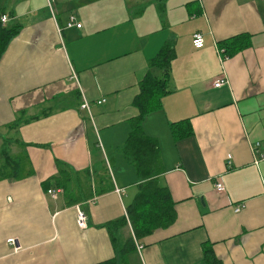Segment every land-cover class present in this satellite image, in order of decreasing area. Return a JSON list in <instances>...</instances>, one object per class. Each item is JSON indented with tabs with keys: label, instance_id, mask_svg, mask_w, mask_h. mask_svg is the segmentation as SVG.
Masks as SVG:
<instances>
[{
	"label": "crops",
	"instance_id": "obj_1",
	"mask_svg": "<svg viewBox=\"0 0 264 264\" xmlns=\"http://www.w3.org/2000/svg\"><path fill=\"white\" fill-rule=\"evenodd\" d=\"M4 3L12 13L6 24L21 29L0 60V139L27 157L32 174L0 182V264L119 263L132 229L128 223L116 231L114 248L107 225L127 219L140 184L121 149L139 115L133 101L140 81L148 71L161 73L148 61L167 42L176 51L168 93L142 128L158 142V181L176 220L142 239L129 264H201L207 244L222 264H264V0ZM69 17L81 28H68ZM196 32L204 39L198 50L191 43ZM242 34L250 44L226 55L224 42ZM217 78L226 84L214 88ZM83 100L92 122L79 108ZM180 121H189L192 134L175 139L172 124ZM95 139L114 190L72 206L63 192L48 196L56 187L42 183L58 163L75 179L93 174Z\"/></svg>",
	"mask_w": 264,
	"mask_h": 264
},
{
	"label": "trees",
	"instance_id": "obj_2",
	"mask_svg": "<svg viewBox=\"0 0 264 264\" xmlns=\"http://www.w3.org/2000/svg\"><path fill=\"white\" fill-rule=\"evenodd\" d=\"M4 1L0 0V60L10 42L21 29L19 24H2L1 18L12 14L7 11ZM249 40L250 36L246 34L227 40L224 42V48H226L224 53L231 56L233 53L241 51L250 44ZM175 57V44L165 43L158 54L148 61V68L150 70L158 69L161 72L160 75L156 77L148 71L138 85L139 94L134 98L133 105L138 109L139 115L129 121L131 132L121 150L136 169L140 184L131 203L126 206L127 219L122 218L107 225L114 248L117 240L116 231L127 226L128 223L131 226L133 237L130 235L119 250V263L113 258L102 264H129V256L136 251L135 243H139L157 229L168 228L176 220L175 204L168 189L161 186L158 181V175L162 169L158 142L154 138L148 137L142 128L144 117L159 110L162 97L168 93L167 82ZM18 121L19 118L11 127L18 125ZM171 129L175 139L188 137L192 134L189 121L174 123ZM11 146L13 144L9 140H3V145L0 148V182L8 179L21 180L32 174V171L25 169L26 166H29L27 157L23 153L10 152ZM24 147L23 144H18V148L23 149ZM91 149L94 158L97 159V164L92 170L93 174L86 170L78 174L75 179L74 174L65 164L58 163L57 173L42 183L43 188L47 190L51 183L56 188H60L64 193L67 206L77 205L82 201L91 200L95 195L100 196L113 191V182L96 139L91 142ZM92 176L94 179L93 190L91 187ZM72 182H75V186L69 190L68 184ZM201 264H222L216 258L211 245L204 246Z\"/></svg>",
	"mask_w": 264,
	"mask_h": 264
},
{
	"label": "built area",
	"instance_id": "obj_3",
	"mask_svg": "<svg viewBox=\"0 0 264 264\" xmlns=\"http://www.w3.org/2000/svg\"><path fill=\"white\" fill-rule=\"evenodd\" d=\"M7 20H8L7 17L6 16H3L1 18L2 24H6L7 23ZM67 27L68 28L75 27L77 29H80L81 28V24L80 23H77L76 20H75V18L69 17L68 22H67ZM191 43H192V46H193L194 49H197V50L198 49H202L204 47V39H203L202 34L199 33V32L194 33L193 36H192ZM72 78L75 81H77L75 75H73ZM224 84H226V81L224 79L217 78L215 80V82L213 83V86H214V88H220ZM102 102H104V100H102ZM99 103H101V101L98 102V104ZM79 108H80V110L85 111L88 114L89 119L92 122L91 111H90V104L86 100H83L82 103L80 104ZM215 190L218 193H223L225 191V187H224V185L221 182H217V183H215ZM116 191L117 192H120V190H118V189H116ZM62 192L63 191L61 189H58V188H50V189L47 190L46 193L51 198H55L56 196L62 194ZM241 209H242V206L236 207L235 208V212H240ZM77 221H78L79 226H81V227L85 223V215H84V213L81 210H79V208H78V211H77ZM9 243L15 247V250L18 249L17 246H16V244H15V242L13 240H9ZM135 246H136V251L139 254L141 252L142 245L137 242V243H135Z\"/></svg>",
	"mask_w": 264,
	"mask_h": 264
},
{
	"label": "rangeland",
	"instance_id": "obj_4",
	"mask_svg": "<svg viewBox=\"0 0 264 264\" xmlns=\"http://www.w3.org/2000/svg\"><path fill=\"white\" fill-rule=\"evenodd\" d=\"M8 2H10V0H7ZM6 0L4 1V2H7ZM16 10H17V8H16ZM3 145V140L2 139H0V148H1V146ZM10 152H12L13 153V149L10 147Z\"/></svg>",
	"mask_w": 264,
	"mask_h": 264
}]
</instances>
